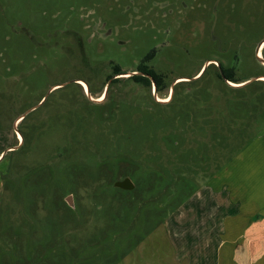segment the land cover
I'll return each mask as SVG.
<instances>
[{"label": "rangeland", "instance_id": "obj_1", "mask_svg": "<svg viewBox=\"0 0 264 264\" xmlns=\"http://www.w3.org/2000/svg\"><path fill=\"white\" fill-rule=\"evenodd\" d=\"M97 17L110 36L88 37ZM263 38L264 0H0V264H213L199 180L264 134ZM147 53L157 93L127 77ZM251 224L228 264L264 242Z\"/></svg>", "mask_w": 264, "mask_h": 264}, {"label": "crops", "instance_id": "obj_2", "mask_svg": "<svg viewBox=\"0 0 264 264\" xmlns=\"http://www.w3.org/2000/svg\"><path fill=\"white\" fill-rule=\"evenodd\" d=\"M262 133L252 137L247 146L242 147L220 170L202 184L206 186L207 182H210L207 186L210 184L208 189L214 197V206L219 207L213 209V218L216 219L213 221V233L217 229L218 235L217 244L213 247V264H228L231 257L228 252L234 249L233 243L227 238L229 234H253L254 231L249 230L251 223L264 222V134ZM239 219H245V222ZM236 221L242 224L241 230L231 229V222ZM249 239L251 240L250 237ZM262 242L253 238L245 243L246 264H264V242Z\"/></svg>", "mask_w": 264, "mask_h": 264}, {"label": "flooded vegetation", "instance_id": "obj_3", "mask_svg": "<svg viewBox=\"0 0 264 264\" xmlns=\"http://www.w3.org/2000/svg\"><path fill=\"white\" fill-rule=\"evenodd\" d=\"M232 21V20H231ZM91 24L90 25H86V28L87 29H89L90 30V32L88 33V37H90V36H103V37H108V36H110L111 34L110 33H107V32H105V31H101V29H103V27L105 26L104 24H103V22H101V20H100V18H95V19H91V22H90ZM227 26H228V24H227ZM247 26H245V25H243V24H241V23H239V22H236V23H233V26H232V29H235V28H237L239 31L241 30L242 32H246L247 31V28H246ZM110 32V31H109ZM243 38V37H242ZM242 38H241V40H242ZM264 39V38H263ZM263 39H261V40H263ZM239 41V42H241V45H244V41ZM261 40H259L258 41V43L261 41ZM258 43L255 45V48H254V53H255V51H256V48H257V45H258ZM263 45H264V42L262 43V45L260 46V52H261V49H262V47H263ZM150 57H149V53H147L142 59H141V61L135 66V68L134 69H132V73L131 74H129L127 77H134V76H136V75H141V76H144V77H146V78H148L149 79V84H143V83H141V82H138V81H136L135 79H132L133 80V82L135 83V85L136 86H142V87H147L148 89H150L151 87L153 88V92L155 93H157L158 92V90L163 86V84H164V82H165V77H164V75L162 74V73H160V72H157V71H155V68H154V66L153 65H148L147 64V60L149 59ZM216 63V64H215ZM213 64H214V67L215 68H218V70H219V72H220V74H221V72H222V70H221V68H220V66H219V63L216 61H214L213 60ZM203 66H204V64H202L200 67H199V69L197 70V72L194 74V76H196L200 71H201V69L203 68ZM205 68H207V65L205 66ZM204 68V69H205ZM126 71L127 70H124L122 67H120L119 65H117V64H114V65H112V67H111V75H110V77L108 78V79H110L109 80V82H111V81H113L114 79H117L118 77H117V75H119V74H121V73H126ZM155 76V77H154ZM221 76H222V78L224 79V81L226 82V78L223 76V72H222V74H221ZM177 79V78H176ZM176 79H174L173 80V82L172 83H174L175 82V80ZM117 82V81H116ZM229 82V81H228ZM80 83L82 84V82L80 81ZM232 83V82H231ZM83 85V84H82ZM84 86V89H85V91L88 89L87 87H86V85H83ZM87 92V91H86ZM101 96H103V95H101ZM100 96V97H101ZM101 100V99H100ZM16 119H18V118H16Z\"/></svg>", "mask_w": 264, "mask_h": 264}, {"label": "trees", "instance_id": "obj_4", "mask_svg": "<svg viewBox=\"0 0 264 264\" xmlns=\"http://www.w3.org/2000/svg\"><path fill=\"white\" fill-rule=\"evenodd\" d=\"M219 63V66H220V68H221V70H222V72H223V76L230 82V81H232V82H237L236 80H235V78H234V71H233V68L234 67H224L223 66V64L221 63V62H218ZM213 66H214V64H213ZM205 70H206V68L203 70V72H202V74L201 75H203L204 74V72H205ZM216 75L218 76V78H220L223 82H225L224 81V79L222 78V76H221V74H220V72H219V70H218V68H216ZM200 75V76H201ZM108 77H110V76H108ZM155 77V76H154ZM131 79H135L136 81H138V82H141V83H143V84H149V79L148 78H146V77H144V76H141V75H136V76H134V77H130ZM114 82H116L117 80L116 79H114L113 80ZM89 90V89H88ZM172 99V97L170 98V100ZM222 122V119H217V120H213V129H215V132L216 133H218V128L221 126V123ZM227 136V135H226ZM254 137V136H253ZM217 138V139H216ZM215 139H216V141L217 142H215V145H214V143H213V147L215 146L216 148L218 147V146H216L217 144H219L218 143V141H219V139H218V137H216ZM251 139V138H250ZM249 139V140H250ZM248 140V141H249ZM244 146V144H242L241 146H239L238 147V149L237 150H231L230 151V154H229V156L221 163V165L219 166V168H217V171L225 164V163H227L242 147ZM227 152H229V151H227ZM213 153L215 154V152L213 151ZM218 153H216L215 155H217ZM216 172V169L209 175V176H203L202 177V179H200L199 180V184H203V183H205L210 177H211V175L212 174H214Z\"/></svg>", "mask_w": 264, "mask_h": 264}, {"label": "water", "instance_id": "obj_5", "mask_svg": "<svg viewBox=\"0 0 264 264\" xmlns=\"http://www.w3.org/2000/svg\"><path fill=\"white\" fill-rule=\"evenodd\" d=\"M263 42H264V39L258 43L256 51H255V55H256V58L258 59V61L264 65V58L261 56V52H260V46L262 45ZM121 74H127V73H121ZM221 74H222V72H221ZM226 82H228V80H226ZM88 91L89 90L87 89V93H88ZM114 186L117 188H120V189H124V190H132L134 188V183L131 181V179L129 177H124L120 180H116L114 182ZM66 201L71 205L72 204L71 196H67Z\"/></svg>", "mask_w": 264, "mask_h": 264}, {"label": "bare ground", "instance_id": "obj_6", "mask_svg": "<svg viewBox=\"0 0 264 264\" xmlns=\"http://www.w3.org/2000/svg\"><path fill=\"white\" fill-rule=\"evenodd\" d=\"M263 78H264V77H263ZM263 78H262V79H263ZM82 84L85 85V83H83V82H82ZM232 84L237 85L238 83H237V84H236V83H232ZM239 85H240V84H239ZM86 87H87V86H86ZM99 99H102V96H101L100 98H99V97L97 98V100H99ZM161 100H162V101H168V98H164V99H161Z\"/></svg>", "mask_w": 264, "mask_h": 264}]
</instances>
